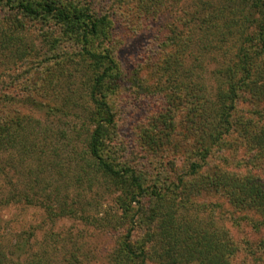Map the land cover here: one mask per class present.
I'll return each instance as SVG.
<instances>
[{
	"label": "trees",
	"instance_id": "trees-1",
	"mask_svg": "<svg viewBox=\"0 0 264 264\" xmlns=\"http://www.w3.org/2000/svg\"><path fill=\"white\" fill-rule=\"evenodd\" d=\"M167 1L143 6L147 15L170 11L173 21L156 82L139 87L163 93L164 104L137 128V155L114 139L111 97L122 68L109 9L100 0H0V54L13 47L20 60L31 58L19 32L32 24L49 42L30 83L15 92L10 76L0 85V175L20 165L25 178L36 177L23 187L9 179L0 207L34 206L48 224L71 217L116 234L112 264H264V0ZM68 63L86 76L80 100L53 92L43 101L37 95L51 92ZM25 107L49 117L72 112L73 134L62 141ZM64 174L71 179L42 185L43 176ZM101 180L112 208L99 215L84 199ZM241 224L257 236H235ZM12 234L0 242V264H83L93 255L77 239L60 257L59 244L73 240L61 232L46 231L39 248L31 226Z\"/></svg>",
	"mask_w": 264,
	"mask_h": 264
},
{
	"label": "rangeland",
	"instance_id": "rangeland-1",
	"mask_svg": "<svg viewBox=\"0 0 264 264\" xmlns=\"http://www.w3.org/2000/svg\"><path fill=\"white\" fill-rule=\"evenodd\" d=\"M100 1L103 6L105 5L107 7L106 9H109L114 21L113 33L115 37V53L122 68L120 87L111 97L118 122V133L114 139L116 143H124L137 154L138 150L134 148L137 128L146 124L149 117L153 113L160 111L164 104L163 93H156L155 95L145 94L139 90V87H147V85L156 82L155 76L153 75L155 63L164 55L163 52H161V45H163L167 29L173 21V14L168 11L156 16L147 15L143 8L146 0L143 2L123 0V2L118 3H116L115 0ZM167 2H169V0ZM39 29V26H34L32 24L30 27L19 32L24 38L21 42V46L23 45V48H33L32 54L34 55L36 53L37 55L33 56L31 54V58H28L26 62H24L23 59L20 60L18 58V53L14 51L13 47L0 54V85L3 80H8L10 76H13L15 80L12 84L14 85L12 89H14L15 92H19L20 89H23V87L30 83L31 78L37 74L40 64L47 59V53L49 52V42L45 40L42 36L43 34H39ZM14 34L17 35L18 33L14 32ZM211 67L212 65L209 64V69ZM66 68L67 71L64 76H60L58 82H53L51 87L47 85L48 80L45 81L44 88L49 87L51 92L49 91L46 96L43 94L37 96H40L43 101H47L53 92L54 94H63L64 96L69 93L77 97L79 96L80 100V95L86 90V76L83 75L84 72H81L80 66L75 63L66 64ZM201 74L207 79L209 73L208 71L204 73L202 70ZM144 76H147L148 79L142 80ZM82 101L83 99L81 98V102ZM50 102H52V100ZM24 111L38 118L43 127H51L53 131L59 134L62 141L65 135L73 134V125L77 124L78 121V118L72 114V112L69 115L58 112L56 116L49 117L43 114L44 112L39 110V108L25 107ZM60 113L62 117L59 116ZM53 139L57 141L56 137ZM140 159L141 157L136 158V160ZM26 174L27 172L23 171L20 165L17 169L13 167L9 169L7 177L1 174L0 191H4L7 185H10L9 179H11L13 184L20 187L28 183L36 185L35 175L25 178ZM70 175L73 176L71 172ZM43 178L44 176L42 177V185L50 184L54 186L60 183L62 184L63 180L66 181L71 179L68 175L66 176V174L50 177L46 180ZM104 182L105 181L101 180L96 183V187L101 191L99 196L94 197V191L95 189L97 190V188L85 191V204L88 205L89 211L94 214L101 215L100 213H103L104 209L112 208V196L108 195V189H106V185L108 184ZM86 186L88 187L89 183ZM73 193H75L74 189ZM216 199L217 198H213V201H217ZM221 210L224 212L227 208L224 206ZM221 214L220 216L223 217ZM29 226L37 231V238L33 245L34 248H39L42 245V240L45 238L44 233H46V231L53 230L65 234L68 239H70L69 235L73 237L70 244H59L61 247L57 252L60 257H63L65 249L69 246L73 247V242L78 239L84 245L85 251L88 253L92 252L93 254L91 259H84L83 264H112L110 251L114 248L117 237L116 234L96 230L88 225L84 226L82 222L71 217L60 218L57 219L55 223L50 222L48 224L44 211L34 206L15 205L0 207L1 244H8L13 236V232L24 230ZM241 230L244 231L245 235L249 234L250 237L255 238L257 236L256 233L253 230L251 231L245 224H241L240 227L234 228L235 236H241L239 233ZM64 245H67V247ZM54 259L55 261H59L57 258Z\"/></svg>",
	"mask_w": 264,
	"mask_h": 264
}]
</instances>
